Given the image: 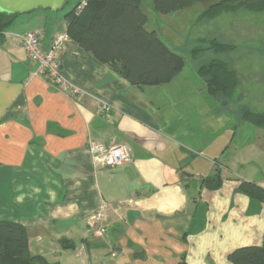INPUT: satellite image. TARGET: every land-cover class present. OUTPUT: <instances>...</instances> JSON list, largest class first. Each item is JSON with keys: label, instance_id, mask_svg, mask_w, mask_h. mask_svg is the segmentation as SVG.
<instances>
[{"label": "crops", "instance_id": "0c3cea01", "mask_svg": "<svg viewBox=\"0 0 264 264\" xmlns=\"http://www.w3.org/2000/svg\"><path fill=\"white\" fill-rule=\"evenodd\" d=\"M50 14L17 15L0 44V220L26 228L30 253L57 264H232V251L262 244L264 203L239 183L264 187V179L239 165L264 153L256 139L241 138L233 151L208 139L224 118L213 101L205 109L196 102L208 95L195 68L189 87H169L179 73L138 87L69 40L58 62L74 92L55 87L35 73L19 40L39 31L48 52L66 27L63 15ZM89 142L127 144L132 160L102 166ZM102 203L97 238L86 220Z\"/></svg>", "mask_w": 264, "mask_h": 264}, {"label": "trees", "instance_id": "16d2710c", "mask_svg": "<svg viewBox=\"0 0 264 264\" xmlns=\"http://www.w3.org/2000/svg\"><path fill=\"white\" fill-rule=\"evenodd\" d=\"M202 1L209 0H151L156 14L179 11ZM238 7L261 12L264 11V0H211L201 15L214 18L224 12H233ZM16 16L0 12V44L6 28ZM149 16L142 8V0H75L72 8L63 14L65 33L70 41L138 87L166 83L184 66L183 57L173 51L156 30L145 28ZM209 48L221 53L230 47L212 39ZM196 52L193 50L191 54ZM196 72L204 78L205 92L212 99L218 92H222L225 98L235 93L237 78L220 59L210 60L198 67ZM242 114L243 121L264 130V114L246 110ZM213 180L217 181V185V174ZM239 189L264 203V187L257 183L241 181ZM228 260L232 264H264V237L260 245L235 249L228 255ZM0 264L57 263H49L43 256L30 253L27 231L22 224L0 220ZM177 264L187 263L182 257Z\"/></svg>", "mask_w": 264, "mask_h": 264}, {"label": "rangeland", "instance_id": "374dc122", "mask_svg": "<svg viewBox=\"0 0 264 264\" xmlns=\"http://www.w3.org/2000/svg\"><path fill=\"white\" fill-rule=\"evenodd\" d=\"M74 2L75 0H70L63 9L50 12V15H63L72 8ZM210 3L211 0L197 2L179 11L156 14L151 0H142V8L150 15L145 28L156 30L166 44L184 59L183 71L179 72L178 78L169 87H178L180 83L189 87L192 83V68L197 71L198 67L212 59H220L234 72L237 87L232 97L225 98L222 92H218L213 99L204 96L205 99L200 97L196 100L199 107L204 109L207 103L210 105V101H213L216 119L224 118V125L215 127L212 133L209 130L208 139H214L215 144L221 146L223 151H233L241 138L243 142L256 139L257 150L260 148L264 153L262 128L244 123L246 128L241 129L242 127L231 123H241L244 110L264 114V11L253 12L238 7L233 12H224L214 18L203 17L201 14ZM152 15L159 16L151 17ZM212 39L230 48L216 53L209 48V41ZM193 50L197 52L191 54ZM227 125L228 129L225 127ZM199 138L200 141L206 139L202 134H199ZM214 158L213 170L217 174L222 170V161L217 155ZM239 166L242 172L253 171L256 172L254 176L264 179V157L255 164L243 163Z\"/></svg>", "mask_w": 264, "mask_h": 264}, {"label": "built area", "instance_id": "2783aa9c", "mask_svg": "<svg viewBox=\"0 0 264 264\" xmlns=\"http://www.w3.org/2000/svg\"><path fill=\"white\" fill-rule=\"evenodd\" d=\"M83 3V2H82ZM20 44L27 57L37 63L36 72L42 75L51 85L60 87L66 91H73L68 86L60 72L58 54L65 41H69L66 33H60L52 38L49 51L44 53L40 47V33L31 30L23 33L19 37ZM103 110H108L103 106ZM87 149L94 161L105 167H115L130 163L132 160V151L127 144L117 143L114 145H104L95 142H89ZM105 204L102 203L98 209L92 213L86 220L89 233L94 237H102L105 229L102 221L105 216ZM114 255V253L112 254Z\"/></svg>", "mask_w": 264, "mask_h": 264}, {"label": "water", "instance_id": "95a60500", "mask_svg": "<svg viewBox=\"0 0 264 264\" xmlns=\"http://www.w3.org/2000/svg\"><path fill=\"white\" fill-rule=\"evenodd\" d=\"M67 2L68 0H0V12L12 15L27 14L36 10L56 12L63 9Z\"/></svg>", "mask_w": 264, "mask_h": 264}]
</instances>
